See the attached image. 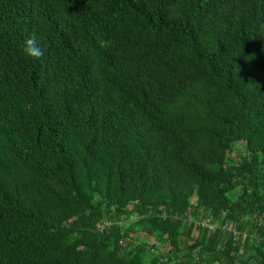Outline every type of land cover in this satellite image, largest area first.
Listing matches in <instances>:
<instances>
[{
	"label": "trees",
	"instance_id": "16d2710c",
	"mask_svg": "<svg viewBox=\"0 0 264 264\" xmlns=\"http://www.w3.org/2000/svg\"><path fill=\"white\" fill-rule=\"evenodd\" d=\"M0 264H264V0H0Z\"/></svg>",
	"mask_w": 264,
	"mask_h": 264
},
{
	"label": "clouds",
	"instance_id": "9594fccd",
	"mask_svg": "<svg viewBox=\"0 0 264 264\" xmlns=\"http://www.w3.org/2000/svg\"><path fill=\"white\" fill-rule=\"evenodd\" d=\"M22 50L27 56L32 58H39L43 55V50L38 42V37L35 34L24 40Z\"/></svg>",
	"mask_w": 264,
	"mask_h": 264
},
{
	"label": "built area",
	"instance_id": "2783aa9c",
	"mask_svg": "<svg viewBox=\"0 0 264 264\" xmlns=\"http://www.w3.org/2000/svg\"><path fill=\"white\" fill-rule=\"evenodd\" d=\"M199 223H201L202 225H207V226H209L211 229H214L215 227L220 226V223H207V222L204 221L203 219H201ZM223 227H226V225H224ZM231 229H233V230H234V233H236V230H235L233 227H231Z\"/></svg>",
	"mask_w": 264,
	"mask_h": 264
},
{
	"label": "rangeland",
	"instance_id": "374dc122",
	"mask_svg": "<svg viewBox=\"0 0 264 264\" xmlns=\"http://www.w3.org/2000/svg\"><path fill=\"white\" fill-rule=\"evenodd\" d=\"M238 147H239V149H241V150L244 149V146H243V145H239ZM133 219H134V217H133L132 219H129V220H133ZM131 236H134V232L131 233ZM131 239H132V238H131ZM129 241H130V239H129Z\"/></svg>",
	"mask_w": 264,
	"mask_h": 264
}]
</instances>
